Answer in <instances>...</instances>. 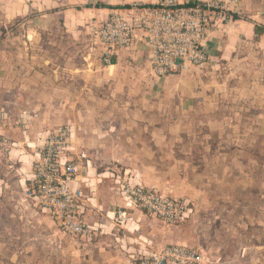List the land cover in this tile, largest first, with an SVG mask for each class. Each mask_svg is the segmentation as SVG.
<instances>
[{"label": "crops", "instance_id": "obj_1", "mask_svg": "<svg viewBox=\"0 0 264 264\" xmlns=\"http://www.w3.org/2000/svg\"><path fill=\"white\" fill-rule=\"evenodd\" d=\"M135 1L148 3L154 0H0V31H6L16 23L17 29L28 24L29 33L35 37V44L37 37L43 34L53 38L60 36L59 46L64 43V49L68 41L77 49H86L89 56L104 67L103 73L107 74L102 78H107L109 83L104 93L108 94L107 97L117 98L109 100L108 107L117 108V102L125 107L124 111H119V108L109 111L110 119L111 114L116 116L118 112L126 115L119 124L110 119H96L87 126L81 122L77 124L83 131L123 129L125 142L117 143L113 137L102 138L99 142L92 140L91 143L84 139L83 142V139H78L79 132L76 133V143L70 142L71 147L66 152L65 159L78 166L79 172L68 186L74 192H82V217L94 228L95 235L89 242L62 236L60 245L57 244L53 250L54 221L42 214L44 210L40 212L35 202L29 198L28 189L34 178V163L38 158L39 148L56 125L49 117L54 109V100L52 87L46 82L47 79H53L52 72L58 79L68 78V62H61V69H49V74L43 76L41 72L35 71L38 64L36 58H0V109L4 112L0 133L12 144L9 152L0 157V224L4 225L0 228V264H4L6 255L13 261L17 258L22 264H37L42 255H52L53 251L55 255L56 252L60 254L59 261L57 260L60 264H135V258L146 251L160 250L171 245L199 247L204 264H264V218L239 215L218 218L200 216L196 218L195 224L204 229L196 231L195 239L190 237L186 243L180 237V230L167 229L133 208L121 195L117 177L127 178L130 172L132 176L133 173L136 174V180L130 181L134 185L144 180L152 185L150 188L155 186L157 191H163L166 196L193 197L197 207L208 210L214 207L215 202L211 195L203 196L192 189L175 191L162 187L152 180L147 166L141 162L142 159H137L135 162L140 161L137 164L133 157L128 156V76L133 70L151 71L149 52L140 33H136L132 45L118 50L112 65L106 66L100 59V47L92 42V30L113 10ZM239 1L241 14L238 12V17L228 29L225 32L211 30L208 34L205 42L208 63L222 67L230 59L235 63L251 65L252 70L257 66V71L262 74L264 0ZM51 42L48 45H52ZM52 63L51 57L43 60L44 66ZM22 65H32L35 68L26 67L25 73L20 71ZM187 70L182 74H186ZM93 78L99 83L102 81L101 75ZM193 86L194 89L189 93L193 103H201L203 98L205 105L212 103L207 97L213 98L216 90L208 93L206 90L197 91L195 82ZM193 124L195 128L198 127L196 122ZM220 125L221 122L217 120L204 123L206 129H217ZM159 141L161 143V139ZM219 159L214 157L213 160L220 163ZM238 163L239 160L237 167L240 166ZM128 166L135 167L136 171L128 170ZM175 168L176 172L184 175L181 165L175 164ZM147 177L151 182H147ZM251 191V194L254 191L259 193V184H252ZM253 198L255 200L254 195ZM228 199L227 196L221 200L219 206L227 205ZM237 203L238 208H243V201ZM119 210L125 211L129 217L123 226H117L114 222ZM45 214L48 215V212ZM215 224L221 225L220 233H216L213 227L209 228V225ZM41 232L46 236L45 240L51 242V246L46 244L40 249L33 242ZM19 239L24 241L22 248L17 249L14 242L9 246L11 241Z\"/></svg>", "mask_w": 264, "mask_h": 264}, {"label": "rangeland", "instance_id": "obj_2", "mask_svg": "<svg viewBox=\"0 0 264 264\" xmlns=\"http://www.w3.org/2000/svg\"><path fill=\"white\" fill-rule=\"evenodd\" d=\"M231 1L235 10L241 14L240 1ZM16 24L10 25L6 31H0V58L7 56L36 58L38 64L35 71L41 72L43 76L49 74V69L52 71L61 69V62L65 60L68 62L67 67L70 72L68 78L58 79L52 72L53 79H47L49 83L46 82L52 87L54 100V109L49 117L56 124L49 138L66 129L67 152L71 147L70 142L76 143L77 132H79L78 139H83V142L86 139L90 143L92 140L99 142L102 138L113 137L117 143H124L123 129H97L95 131L98 134H96L94 129L83 131L77 125L81 122L87 126L90 121L96 119L109 120V111L118 110L117 108L119 111L125 110V107L118 102L115 104L117 108L108 107V101L117 98L107 97L108 94L104 93V89H107L109 84L107 78L102 79L107 76L103 73L104 67L93 60L84 48L77 49L69 41L65 49L64 43L59 46L60 36L53 38L42 34L37 37L35 44V37L29 33L28 24L21 26L20 29L16 28ZM50 41L52 45H48ZM50 57L53 61L52 65L44 66L43 60ZM30 66L32 69L35 68L32 65H22L20 71L26 73V67ZM219 66L211 65L209 62L202 68L190 67L186 74L181 73L165 79L156 78L149 69L147 72H141L140 69L133 70L128 76V156L133 157L134 163L137 164L140 161H135L142 159L141 162L147 166L152 180L164 188L175 191L192 189L197 194L211 195L215 199L214 207L208 210L197 207L193 197L183 195L180 199L191 202L193 211L179 224L167 225L150 217L167 229L180 230V237L186 243L190 237L195 239L196 231L204 229L203 226L195 224L196 218L200 216L218 218L239 215L264 218V73L259 74L257 66L252 70L251 65L235 63L230 59L222 67ZM99 75H101L100 80L102 79L100 83L93 78ZM194 82L197 91L206 90L208 93L211 90L217 91L213 98L207 97L212 103L205 105L204 98L201 103L192 102L189 93L194 89ZM0 112L4 115L1 109ZM125 116L124 113L118 112L116 116L111 114L110 120H115L114 123L119 124ZM211 120L220 121L222 125L217 129H206L204 123ZM194 122L198 127H194ZM2 126L3 120L0 128ZM109 133L111 135H108ZM160 139L161 143L158 142ZM214 157H219L220 163L213 160ZM238 160L239 167H237ZM175 164L183 167L181 172L184 175L176 172ZM128 170L136 171L135 167L131 166H128ZM217 170H219L218 174ZM133 174L132 176L129 172L127 178L117 177L120 188L128 181L136 180V174ZM149 177L146 178L147 182H151ZM140 181L137 184L144 188L155 190L159 194L163 193L157 191L155 186L150 188L149 186L152 185L145 183L144 180ZM252 184H259V193L254 191V194H251ZM227 196L228 204L219 206V202ZM242 201L243 208H238L237 202ZM37 207L40 212L43 211L39 206ZM44 212H42L44 216L51 218L49 214H45L47 212ZM52 226L53 250L56 249L57 244L60 245L62 236L74 238L64 234L54 222ZM2 227L4 225L0 224V228ZM212 227L216 233H220L221 225H209V228ZM45 239L46 236L41 232L36 235L33 242H36V246L40 249L46 244L51 246V242ZM12 242L17 249L22 248L24 243L19 239L11 241L9 246ZM190 248L201 252L199 247ZM59 257L60 254L56 252L55 255L53 251L52 255H42L37 260V264H60L57 263ZM3 262L22 264L17 258L14 261L8 259L7 255Z\"/></svg>", "mask_w": 264, "mask_h": 264}, {"label": "built area", "instance_id": "obj_3", "mask_svg": "<svg viewBox=\"0 0 264 264\" xmlns=\"http://www.w3.org/2000/svg\"><path fill=\"white\" fill-rule=\"evenodd\" d=\"M238 11L231 0H154L135 1L113 10L92 30V42L101 49L100 59L106 66L113 63L118 50L129 48L140 33L148 52L151 71L158 79L181 74L188 68H202L208 63L205 42L211 30L225 32ZM3 114L0 112V126ZM63 129L40 148L34 163V178L28 196L66 235L87 242L94 238V228L82 217L84 196L70 190L78 167L65 159L68 139ZM12 144L0 133V157ZM121 195L133 208L163 224L175 225L192 213L186 199L172 198L130 181L121 185ZM129 219L125 211L114 218L117 226ZM202 253L186 246H169L146 251L135 264H202Z\"/></svg>", "mask_w": 264, "mask_h": 264}]
</instances>
